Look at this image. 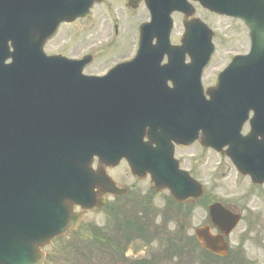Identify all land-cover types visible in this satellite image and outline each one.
I'll use <instances>...</instances> for the list:
<instances>
[{
    "label": "water",
    "instance_id": "1",
    "mask_svg": "<svg viewBox=\"0 0 264 264\" xmlns=\"http://www.w3.org/2000/svg\"><path fill=\"white\" fill-rule=\"evenodd\" d=\"M91 1L68 0L64 13L54 20L71 21L83 15ZM195 1L211 11L241 17L250 27V53L238 56L247 61L239 65L243 68L239 71V78H236L244 94L211 92V98L204 99L199 85V70L212 51L211 31L197 18L186 20L194 13L187 0H154L151 5L154 23L157 16L165 14L166 27L159 32L163 35L162 44L168 43V14L176 9L184 14L185 28L181 46L176 49L182 54L188 50L190 43L196 46L191 55L198 67L194 87L196 95L189 103H177V109L196 115L195 125L206 123L205 116L210 113L215 121L216 114L223 108H239L242 101L252 104L251 107L262 115L264 0ZM11 56L14 62L0 70L11 78L2 80L5 91L0 102L1 106L4 105V117L0 119V125L4 124L6 129L11 130L16 127L17 168L15 172L11 170L6 174L4 189L0 193V264H42L44 252L40 247L48 245L50 239L68 226H76L79 214H72L74 204L82 208L100 207L103 201L97 200L94 194V187L99 181L104 191L118 192L113 181L104 173L105 166H113L125 157L131 172L143 176L142 172L147 167L143 163L139 140L148 123V115L129 108V98L123 93H115L116 86L107 79L81 76L75 61L59 56L46 59L38 53L36 62L32 63V54L17 56L12 52ZM240 122L228 127L224 141L219 128L209 141L202 143L230 156L241 172L251 175L252 181L262 182L264 175L255 176L251 169L242 167L248 160L241 157L239 149L237 134ZM166 136L175 139L168 133ZM189 138L191 141L194 137ZM159 143V148H162L163 143ZM224 145H228V149L223 152ZM94 156L104 165L100 174L91 168ZM254 169L264 171L263 157ZM151 180L156 189L167 186L179 199L201 194L200 185L185 172L179 171L177 165L176 173L161 175L154 172ZM209 214L223 235L228 234L239 219L238 215H233L219 203L209 206ZM195 233L205 248L224 254L223 235H210L207 227L198 228Z\"/></svg>",
    "mask_w": 264,
    "mask_h": 264
},
{
    "label": "flooded vegetation",
    "instance_id": "2",
    "mask_svg": "<svg viewBox=\"0 0 264 264\" xmlns=\"http://www.w3.org/2000/svg\"><path fill=\"white\" fill-rule=\"evenodd\" d=\"M36 2L37 0H13L7 3L5 0H0L3 19L9 17L8 15L11 16L12 11H15L16 19L23 24L27 20L29 10L31 20L29 26L32 29H30L29 37L33 42H36ZM95 13L101 17H95ZM138 14L142 18L139 23L148 18L142 2L136 8H131L129 0H102L100 3L93 4L90 18L77 19L72 23H61L53 36L44 41L42 49L46 55L59 54L68 58H84L82 72L86 75L102 76L112 66L133 57L137 44L135 24ZM1 44L2 41H0ZM7 44L10 46V41H7ZM9 61L10 58L4 62L0 61V64ZM166 62L167 58L164 57L161 65H165ZM222 67L206 68L202 78L204 88L214 84L216 75ZM161 79H163L162 82L166 81V87L173 86L169 74H162ZM149 83L153 87L156 85L153 81ZM148 94L158 95L159 93L156 90H150ZM171 94L176 95V90H173ZM248 129V124H244L242 133H246ZM185 148L187 147L174 144V158L176 159V151ZM4 150L5 133L3 131L2 134L0 132V176L5 168ZM194 155L192 153L189 156ZM189 160L194 167L196 160L193 158ZM122 164L126 165L124 160L119 163V165ZM189 170L192 171L191 168ZM126 177V172L125 176L118 174L116 178L113 177L116 185L124 189L122 194L104 195L106 207L114 216L108 235L104 233L105 228H101L100 225L95 227L89 222L85 226L95 231L97 251L101 253L100 255H106L109 258L108 264H192L196 258V251L201 248L194 237V227H191L192 210L195 209L197 200L187 199L184 202H176L167 190L155 192L152 185L131 184L127 187L124 182ZM97 191H100V188ZM135 203L144 206L140 215L137 211H132V205ZM74 210L82 211L80 224L75 229L68 228L63 234L51 240L50 244L51 246L54 241L63 239L62 247L67 263H69L70 251L74 250V245L71 243L73 239L68 241V236L71 238L76 234L87 213L97 209L81 210L75 206ZM180 213L182 216L179 215ZM172 224L175 225L174 228L170 227ZM211 231L212 233L217 232L212 227ZM129 252L132 254L127 255ZM176 257H178L177 262Z\"/></svg>",
    "mask_w": 264,
    "mask_h": 264
},
{
    "label": "rangeland",
    "instance_id": "3",
    "mask_svg": "<svg viewBox=\"0 0 264 264\" xmlns=\"http://www.w3.org/2000/svg\"><path fill=\"white\" fill-rule=\"evenodd\" d=\"M194 7L195 16L202 19L214 32L215 54L212 61L214 58L215 61L213 65L221 62L226 56L247 51V34L237 20L211 14L197 4H194ZM99 16L101 17V15L95 13V17L99 18ZM174 20L175 26L172 36L176 37L177 42L182 31L181 15L176 14ZM192 153L196 154L189 157ZM177 155L182 159L183 167L192 169L195 178L202 183L208 195L210 193V199L231 206L232 211L240 210L242 212L243 220L227 238L229 256L226 260L231 258L233 251L240 249L245 264H264V186L253 188L248 181L234 172L226 158L214 152L208 151L206 154H202L201 150L191 147L187 150H178ZM192 158L196 160L194 167H192L193 163L189 160ZM122 168L123 166L119 165L116 168L108 169V173L116 178L115 176L122 172ZM122 175L125 176V174ZM126 179L127 181H124L126 183L133 182L131 181L132 178L127 177ZM127 185V187H130L131 184L127 183ZM135 185L146 186L149 185V182L148 180L142 182L136 180ZM251 189L255 191L248 192ZM137 210L140 215L142 213L141 207H138ZM107 211V207L103 206L100 210L87 213L79 231L71 238L68 236V241L73 239L71 243L74 245V250L69 253V263L66 262V255L61 247V242L64 244V241L60 239L61 241L54 242L46 250L45 264H108L109 258L106 255H100L101 253L97 251L91 240L92 233L95 231L85 227L91 222L95 227L97 225H100L101 228L106 226L105 229L109 231L112 221L106 215ZM206 218L207 211L204 208L196 207L191 217V227L203 224ZM177 260L178 257H176V262ZM192 264H199L197 251Z\"/></svg>",
    "mask_w": 264,
    "mask_h": 264
},
{
    "label": "clouds",
    "instance_id": "4",
    "mask_svg": "<svg viewBox=\"0 0 264 264\" xmlns=\"http://www.w3.org/2000/svg\"><path fill=\"white\" fill-rule=\"evenodd\" d=\"M161 206H163V205H161ZM170 227H171V228H174V227H175V225H174V224H172V225H170ZM131 254H132L131 252L127 253V255H131Z\"/></svg>",
    "mask_w": 264,
    "mask_h": 264
}]
</instances>
